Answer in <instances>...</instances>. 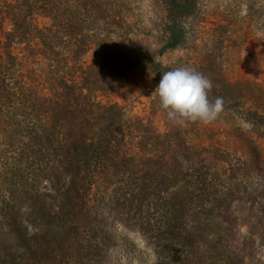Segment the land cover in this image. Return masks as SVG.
I'll list each match as a JSON object with an SVG mask.
<instances>
[{
    "label": "rangeland",
    "instance_id": "obj_1",
    "mask_svg": "<svg viewBox=\"0 0 264 264\" xmlns=\"http://www.w3.org/2000/svg\"><path fill=\"white\" fill-rule=\"evenodd\" d=\"M19 2L74 54L53 128H1L0 196L53 238L34 255L0 203V264H264V0H187L186 41L164 55L169 0ZM180 66L224 98L213 123L160 107L162 72Z\"/></svg>",
    "mask_w": 264,
    "mask_h": 264
},
{
    "label": "trees",
    "instance_id": "obj_2",
    "mask_svg": "<svg viewBox=\"0 0 264 264\" xmlns=\"http://www.w3.org/2000/svg\"><path fill=\"white\" fill-rule=\"evenodd\" d=\"M169 35L164 41L159 54L164 55L183 46L186 41V30L180 16L187 8V0H169L168 2ZM59 34L53 31L46 17L33 14L26 18L19 0H0V132L1 128H53V108L61 102L64 90L56 86V72H61V79L65 85L68 81V71L72 68L73 48L58 44ZM69 42V41H68ZM59 65L60 69H56ZM57 98V102H55ZM56 134L44 131L43 138L50 141ZM79 157L82 153L74 146ZM11 200L0 196V203L9 225L23 247L34 251L44 244V251L48 254V246L53 237L38 226L29 228L20 218L14 216ZM41 211V210H40ZM40 217L46 221L44 225L54 226L63 211H41ZM40 229V230H39ZM50 230V235H54ZM56 237V235H55ZM12 257L1 264H16Z\"/></svg>",
    "mask_w": 264,
    "mask_h": 264
},
{
    "label": "clouds",
    "instance_id": "obj_3",
    "mask_svg": "<svg viewBox=\"0 0 264 264\" xmlns=\"http://www.w3.org/2000/svg\"><path fill=\"white\" fill-rule=\"evenodd\" d=\"M211 80L190 66H180L162 72L161 80L153 94L159 98L160 107L167 118L177 125L199 122L208 125L224 111V98L209 99ZM245 127L243 120L239 121Z\"/></svg>",
    "mask_w": 264,
    "mask_h": 264
}]
</instances>
